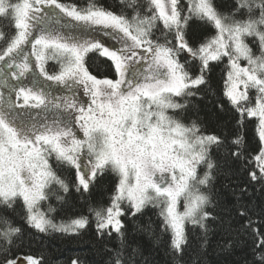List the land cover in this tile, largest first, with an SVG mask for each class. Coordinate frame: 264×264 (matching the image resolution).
<instances>
[{
  "label": "snow or ice",
  "instance_id": "obj_1",
  "mask_svg": "<svg viewBox=\"0 0 264 264\" xmlns=\"http://www.w3.org/2000/svg\"><path fill=\"white\" fill-rule=\"evenodd\" d=\"M126 6L131 19L96 4L80 9L60 0H0V19L15 30L0 31L6 43L0 84L8 89L7 97L0 92V264H40L31 255H16L26 235L23 225L43 234L80 235L89 227L87 216L56 223L50 213L57 209L49 204L43 211L41 205L52 197L64 203L73 190L91 196L109 170L118 177L109 202L89 208L97 242L119 240L115 253L106 250L109 264H128L123 252L132 242L125 218L137 217L149 204L160 208L161 228L177 257L188 246L191 225L204 246L216 228L225 247L234 235L247 233L253 264H264V231L253 227V216L264 227V207L257 212L245 199L248 186L215 192V204L208 192L221 159L241 164L264 190V0H186V6L181 0H147L143 14L137 0H126ZM194 21L210 34L190 36ZM90 29L112 35L120 47L85 38ZM93 51L111 62L115 78L89 71L85 56ZM225 58L222 98L211 105L231 119L207 132L189 109L192 98L203 99L213 65ZM48 59L58 61V73H48ZM34 70L38 75L29 76ZM49 82L71 95H53ZM78 88L87 101H78ZM53 161L75 168V182L58 175ZM70 264H80L79 258Z\"/></svg>",
  "mask_w": 264,
  "mask_h": 264
},
{
  "label": "trees",
  "instance_id": "obj_2",
  "mask_svg": "<svg viewBox=\"0 0 264 264\" xmlns=\"http://www.w3.org/2000/svg\"><path fill=\"white\" fill-rule=\"evenodd\" d=\"M60 2L65 5H76L80 9L89 4H96L118 14H124L129 19L132 15V9L126 6V0L123 2L122 0H60ZM216 2L222 4L224 0H216ZM181 4L186 6V0H181ZM137 5L144 6L140 8L143 14L147 7V0H137ZM158 27H162V25H158ZM0 31L11 35L15 30L7 21L0 19ZM188 33L190 36L193 33L197 36L210 34L198 21L192 22ZM154 37H161L160 31H154ZM161 42H163L162 38ZM4 47H6L5 41L0 40V50ZM85 65L98 78L105 76L115 78L111 70V62L106 57H102L99 52H89L85 56ZM226 67L227 58L214 64L213 70L209 74L208 85L204 86L200 92L203 99L192 98V106L189 109L190 118L196 119L199 116L200 121L203 122L202 127L207 132L219 130L231 119V113L215 114L211 105L213 99L222 98ZM45 68L48 73L56 72L58 68L56 60L48 59ZM249 95L254 98L252 90ZM248 139L250 147L257 148L258 145L251 125L248 127ZM252 155H255V152ZM213 156L216 157L215 152H213ZM53 163L58 175H61L70 184L75 182V168L58 165L54 161ZM117 180L118 177L109 170L106 171L104 177L98 179L97 184L92 188L91 196L87 193L80 196L73 190L65 197L66 202L64 203L57 201L54 197L43 202L41 210L46 211L49 204L57 209L55 213H50L55 222H66L79 216H87L89 227L82 230L80 235L70 237L56 232L38 233L20 221L26 235L23 245H17L16 255H31L38 259L40 264H70V261L76 258H79L80 264H109L111 258L106 255V250L115 253L119 246V240L113 239L105 241L103 244L97 242L94 236L95 220L89 208L95 206L97 202L107 205ZM213 185V188L208 190L209 194L212 195L213 204L217 201L215 192L226 193L235 189L237 185H246L248 187L245 199L256 208L257 212L261 207H264V190L259 184L250 181L241 164H233L231 161L221 159L220 170ZM124 207L126 208L127 205ZM208 208L214 213L222 212V207L209 205ZM159 213V207L149 204L137 217L125 218L128 239L132 242L131 248L123 252L124 259L128 261V264H253L255 259L253 256V238L247 233L241 231L240 235H234L230 246L225 247L222 230L216 228L214 234L209 236V244L204 246L200 243L199 230L192 228L191 225H188L186 229L189 238L188 246L183 257H177L170 250V234L162 230V219ZM237 219L239 218L237 217ZM261 220V217L253 216V227L264 231ZM240 223L242 224L244 221H240ZM234 227L237 226L234 224Z\"/></svg>",
  "mask_w": 264,
  "mask_h": 264
},
{
  "label": "rangeland",
  "instance_id": "obj_3",
  "mask_svg": "<svg viewBox=\"0 0 264 264\" xmlns=\"http://www.w3.org/2000/svg\"><path fill=\"white\" fill-rule=\"evenodd\" d=\"M70 31L71 30L65 29V33H70ZM75 34L76 35H80L81 33L77 29ZM84 36H85V38H92V39L98 40L105 47H109V48H119L120 47V44H119L117 39H114L112 35L105 34L102 31H97V30L90 29V30H88V32L84 33ZM254 50L256 51V49H254ZM27 51H29V52L31 51L30 46L27 48ZM257 54H258V52H257ZM32 59L34 61L35 58L33 57ZM52 60H55V59H52ZM56 63L58 65L57 71L52 73V74H56V73L59 72V67L60 66H59V63H58L57 60H56ZM241 64L245 65L246 61L242 60ZM2 65H3V62H0V66H2ZM33 74L38 75V70H34V73H30L29 76H31ZM49 74H51V73H49ZM11 83H16V81H11ZM25 83H27V80H25ZM49 83L52 84L51 92H52L53 95H55V96L71 95V93L68 92V90L65 89L62 85H56L54 82H49ZM252 91L254 92V90H252ZM0 92H3L5 94V97H7L8 89L3 84H0ZM254 95H255V93H254ZM76 98L78 99V101H87L88 100V97L83 95V89L82 88H78L76 90ZM79 135L82 136V134H79ZM83 160H84V164H86L87 163L86 156L83 158ZM82 167H83V164H82ZM179 207H180V210L182 211L183 210V200H181ZM67 222H69V221H66L65 223H67ZM56 223H61V222H56ZM33 258L36 259L35 257H33ZM25 264H26V262H25Z\"/></svg>",
  "mask_w": 264,
  "mask_h": 264
}]
</instances>
